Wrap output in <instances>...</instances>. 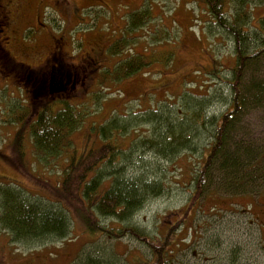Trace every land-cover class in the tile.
<instances>
[{
  "label": "rangeland",
  "instance_id": "obj_1",
  "mask_svg": "<svg viewBox=\"0 0 264 264\" xmlns=\"http://www.w3.org/2000/svg\"><path fill=\"white\" fill-rule=\"evenodd\" d=\"M28 1L33 4L31 14L10 32L9 49L23 63L21 68L37 65L50 51H56L67 64H84L97 72L84 85L78 78L71 95L60 98L74 104L84 114V121L71 135L68 151L46 162L36 153L29 121L8 119L18 101L31 107L53 99L31 97L23 81L8 79L7 69L0 71V188L8 183L19 186L33 201L66 208L71 219L65 238L32 244L15 243L0 228V264H70L86 254H111L118 264H143L151 258V249L130 235L115 239L92 234L84 220L86 209L78 198L65 197L61 189L70 157L79 158L102 145L100 127L110 120L117 127L113 138L125 150L121 166L128 167L127 174H140L147 170L143 164H151L152 179L163 183V192L149 199L132 222L153 238L161 234L173 240L174 252L167 264H264V190L231 196L216 189L221 179L214 170L215 181L205 194L197 197L192 192L191 179L208 153V130L202 128L203 135L194 138V147L181 148L168 157L141 143L163 129V122L156 125L151 119L153 114H168L176 123L192 115V104L210 101L207 114L216 117L230 104L227 80L235 63L234 44L212 21L203 0ZM142 7L150 8L153 17L143 27L126 32L130 13ZM263 20L261 4L255 7L250 30L254 26L263 29ZM125 34L131 39L122 54L107 53L111 41ZM166 51L171 53L169 62L158 60L120 81H100L102 71L129 54L158 56ZM256 63L247 73L260 82L264 80V56ZM244 83L250 84L248 77ZM60 99L55 101L57 109L64 103ZM239 127L237 140L264 150V100L247 107ZM100 223L122 225L104 217Z\"/></svg>",
  "mask_w": 264,
  "mask_h": 264
},
{
  "label": "trees",
  "instance_id": "obj_2",
  "mask_svg": "<svg viewBox=\"0 0 264 264\" xmlns=\"http://www.w3.org/2000/svg\"><path fill=\"white\" fill-rule=\"evenodd\" d=\"M203 2L212 21L230 36L234 44L235 63L231 78L227 80L230 104L219 117L207 114L210 104L208 100L192 104L195 108L192 115L176 123L168 114H153L151 119L156 120V125L163 122L164 130L159 128L153 139L141 143L152 146L160 155L168 157L181 148L194 147V138L203 135L204 128L208 130L210 142L204 162L200 163L191 179L193 194L197 197L205 194L215 181V170L217 177L221 179L216 189H222L231 196L252 195L264 190V150L263 147L257 149L237 140L236 135L241 132L239 124L247 107L251 103L264 100V80L257 82V77L247 73L264 56V20L261 23L263 29L254 26L255 30H250L255 7L264 4V0ZM152 17V10L148 7L133 11L125 25V31L134 32L146 25ZM130 39L126 34L113 39L107 47V53L122 54ZM170 57V51L158 56L129 54L117 61L113 68L102 71L100 81L108 78L117 81L129 78L158 60L169 62ZM247 77L250 83L248 86L244 83ZM57 100H46L31 107L18 101L11 108L8 119L13 123L29 121V132L36 153L40 160L46 162L68 151L72 145L71 135L84 121V114L74 104L67 99H60L64 103L57 109ZM116 128L115 121L112 120L102 124L99 131L100 138L104 140L102 145L85 151L79 158L74 155L70 157L68 167L63 170L61 189L65 197L78 198L86 209L88 213L84 214V220L92 234L98 232L115 239L130 235L151 249V258L143 261V264H167L174 252L173 240L161 234L153 238L132 222L133 217L149 199L163 192V183L152 179L151 164H143L147 170L140 174H127L128 167L125 169V165L121 166L125 150L113 138V130ZM118 133L121 130L118 129ZM17 188L10 183L0 188V228L10 234L13 242L32 244L49 238L63 239L68 236L71 219L69 211H65L66 208L64 210L33 201L22 192V188ZM101 217L116 220L122 225L103 226L100 223ZM157 238L164 240L157 243ZM77 259L70 264H118L111 254H86L80 260L76 261Z\"/></svg>",
  "mask_w": 264,
  "mask_h": 264
},
{
  "label": "flooded vegetation",
  "instance_id": "obj_3",
  "mask_svg": "<svg viewBox=\"0 0 264 264\" xmlns=\"http://www.w3.org/2000/svg\"><path fill=\"white\" fill-rule=\"evenodd\" d=\"M32 9L33 4H29L28 0H0V71L7 69L10 78H6L15 82L23 81V88L35 99L38 95H44L46 99L69 96L77 86L78 78H82L80 82L84 85L87 79L96 78L97 68H87L84 64H67L56 55L58 52L50 51L44 61L23 70V63L17 62L11 55L10 32L15 24L24 23ZM88 55L93 60L91 54Z\"/></svg>",
  "mask_w": 264,
  "mask_h": 264
},
{
  "label": "water",
  "instance_id": "obj_4",
  "mask_svg": "<svg viewBox=\"0 0 264 264\" xmlns=\"http://www.w3.org/2000/svg\"><path fill=\"white\" fill-rule=\"evenodd\" d=\"M63 74H64V72H63Z\"/></svg>",
  "mask_w": 264,
  "mask_h": 264
}]
</instances>
